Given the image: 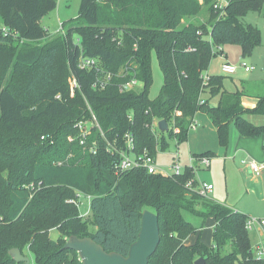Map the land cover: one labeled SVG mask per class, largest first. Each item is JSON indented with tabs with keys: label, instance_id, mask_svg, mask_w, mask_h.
<instances>
[{
	"label": "trees",
	"instance_id": "trees-1",
	"mask_svg": "<svg viewBox=\"0 0 264 264\" xmlns=\"http://www.w3.org/2000/svg\"><path fill=\"white\" fill-rule=\"evenodd\" d=\"M226 1L220 14L214 0H80L78 17L62 23L60 34L39 23L57 0H0V24L13 34L0 31V264H22L10 257L13 247L27 249L35 264H81L75 251L62 248L70 235L126 255L145 209L157 215L160 235L147 264H193L198 257L205 264H262L252 255L248 216L187 188L189 179L198 183L192 168L167 176L143 167L115 171L125 134L132 135L134 154L154 157L169 139H187L199 111L211 120L220 146L227 145L232 124L242 136L264 141V123L257 122L264 119V91L246 107L244 84L229 92L222 75L202 80L214 45L238 43L245 55L261 43L259 29L242 18L249 11L264 18V0ZM152 53L162 75L154 98L148 96ZM80 55L97 58L100 70L80 69ZM120 69L142 88L119 92ZM101 71L111 80L93 88ZM70 74L78 83L73 95ZM90 110L103 135L92 127L83 145L74 125L90 119ZM161 119L165 132L154 125ZM94 142L95 153L89 150ZM203 155L212 153L196 156ZM77 192L90 196L88 220L67 202ZM184 213L214 218L210 247L185 244L198 229ZM51 229L59 233L56 240Z\"/></svg>",
	"mask_w": 264,
	"mask_h": 264
},
{
	"label": "rangeland",
	"instance_id": "rangeland-1",
	"mask_svg": "<svg viewBox=\"0 0 264 264\" xmlns=\"http://www.w3.org/2000/svg\"><path fill=\"white\" fill-rule=\"evenodd\" d=\"M80 0H57L55 9L47 12L39 21L41 27L47 29L50 33L55 32L60 24L65 23L69 20L78 17V8ZM242 22L247 24H252L257 27L261 35V43L259 46L254 48L249 54L243 55L242 48L238 43H226L219 45L221 49L220 52L216 51V46L214 45L215 54L212 55L210 62L205 74L209 75H222L224 76L223 85L224 89L229 92H235L237 88H241L244 84L245 88L255 92L264 91V18L263 16L255 11H249L242 18ZM62 34V33H60ZM224 62H229L233 65H239L240 63H245L248 66H252L251 71H245L243 68L239 67L236 72L232 74H226L222 72L221 65ZM151 75L152 80L149 87L148 96L154 98L159 93V89L162 84V75L158 65L156 55L152 53L151 55ZM142 87L138 85V90ZM215 101L212 100L213 104ZM194 120H196V125L190 127L188 130L187 139L177 144L174 139L168 140V145L165 149L160 150L155 155V162L158 167L169 171V167L175 163L183 167L188 163L189 151L195 154H202L206 152L207 149L212 150L218 156H223V150L220 153L216 151L217 149H222L218 143L216 132L214 126L208 117L202 113L197 112ZM157 121H154L156 125ZM230 127H234L231 125ZM264 150L263 144L261 145V151ZM178 152V156L175 154ZM259 153V151H258ZM218 157V158H220ZM211 159V166L209 168H204L200 165L197 167V171L194 174V178L197 182L205 181L206 183H211L213 189L207 194L208 198L214 199L222 202H226L228 205L234 206L241 212L248 214V217L264 218L258 215H251L249 212H254L258 214L260 210H264V194L262 197L257 193V189L260 187L264 190V185L260 186L256 179L260 177L263 178V174L256 177L253 173L249 172L246 165L242 162L237 163V165L243 170L227 171L223 167L221 160ZM251 158L256 160L250 155H245L242 157ZM258 181V180H257ZM75 198V197H74ZM81 202L80 210L82 213L87 212V216L83 217V220L90 219V209H89V199L85 195L79 197ZM263 213V212H261ZM187 220H190L197 231L190 235L186 240L185 244L188 246L194 245L197 241L210 247L212 244V230L215 225V220L213 217H207L204 221L201 219L191 216L188 213H184ZM89 217V218H88ZM248 234L250 242L254 245L258 239V231L252 227L248 229ZM50 238L56 240L59 237V233L56 229H51L49 232ZM231 249V245L227 246L223 253L228 252ZM23 254L30 258L29 264H35L32 254L24 249Z\"/></svg>",
	"mask_w": 264,
	"mask_h": 264
},
{
	"label": "built area",
	"instance_id": "built-area-1",
	"mask_svg": "<svg viewBox=\"0 0 264 264\" xmlns=\"http://www.w3.org/2000/svg\"><path fill=\"white\" fill-rule=\"evenodd\" d=\"M227 1L226 0H214V7L219 11L220 14L223 13V9L226 6ZM47 30V29H46ZM0 31L1 33L6 36L8 34H12L9 30L8 27L5 25L0 24ZM53 33H63L62 30V24H60L59 28L53 32ZM13 35V34H12ZM216 51L220 52V48L216 46ZM77 65L80 69L82 70H91V69H96L100 70V61L97 58L93 57H87L80 55L77 61ZM241 67L245 71H251L253 69L252 66H248L245 63H240L239 65H233L229 62H224L221 65V69L223 73L226 74H232L236 72V70ZM130 72H123L121 69L119 71V75L121 77H124L125 80L122 81L118 85L119 92H128L132 90H138V85L142 87V83L136 79L134 76H129ZM128 76V77H127ZM112 74L110 72L104 73L103 71L100 72V75H98L95 80L93 81V88H99L103 89L111 80ZM209 79L208 74L203 73L202 74V80L205 83ZM68 84H69V89H70V95L74 94L75 88L78 87L77 80L74 75L70 74L68 77ZM56 98H59V95L56 96ZM91 112V118L87 120H79L75 123L74 127L77 130V135L75 138H79V143L85 145L86 140L88 139L92 127H96L100 133L102 134V131L99 127V124L96 121V118L94 114ZM196 124L195 120H193L190 124V127H194ZM103 135V134H102ZM125 145H126V151L121 153V158L119 162L115 165V171L116 173H119L121 171L133 168V167H143L145 168L148 173L156 174L160 173L162 175H179L182 173L183 168L178 165V163H175L169 167V171H166L165 169L158 167L157 164L155 163L154 157L148 154L147 152L143 151L142 153L139 154H134L132 152L133 150V139L132 135L130 133L125 134ZM72 136L68 137L69 141H72L75 139ZM41 140L45 139V136L42 135L40 137ZM89 150L93 153H95V142L91 144L89 147ZM175 156H178V153L175 154ZM196 160L200 166L204 168H208L210 166L211 159L208 156H190L189 158V166L194 170V172L197 171L196 168L192 166V161ZM242 163L246 165V167L250 170L251 173L253 174H258L261 172L263 165L259 162H257L254 159L248 158L246 160H242ZM60 164V162H58ZM185 186L189 188L191 191L201 195V196H206L209 192L212 191L213 185L211 183H206L205 181H199L198 183H194L193 179H189ZM83 195L80 192L76 193L75 198L68 199L67 202L73 203L77 205V207L80 210V205L81 202L79 200V197ZM87 198L90 200V196H87ZM87 212L82 213L80 211V216L83 218L87 216ZM254 227L258 231V236L259 239L258 241L252 245L251 250H252V255L253 258L264 264V218H256V217H248L246 221V228L247 230Z\"/></svg>",
	"mask_w": 264,
	"mask_h": 264
},
{
	"label": "water",
	"instance_id": "water-1",
	"mask_svg": "<svg viewBox=\"0 0 264 264\" xmlns=\"http://www.w3.org/2000/svg\"><path fill=\"white\" fill-rule=\"evenodd\" d=\"M157 128L162 132L167 131V121L164 119L157 121ZM159 240L158 217L154 212L145 209L141 214L137 239L130 244L126 255L115 251H106L99 243L87 236L70 235L62 248L75 251L81 264H147L149 257L155 252ZM8 253L16 263H30V258L17 247L9 249ZM193 264H205V259L198 257Z\"/></svg>",
	"mask_w": 264,
	"mask_h": 264
},
{
	"label": "crops",
	"instance_id": "crops-1",
	"mask_svg": "<svg viewBox=\"0 0 264 264\" xmlns=\"http://www.w3.org/2000/svg\"><path fill=\"white\" fill-rule=\"evenodd\" d=\"M238 89H240V88H238ZM245 91H246V94L244 96H242V104L244 106H246V107L254 106L255 101L257 99L256 95L260 94L262 92H255V91H252V90H248L247 88L245 89ZM214 101L215 102L213 103V105L216 104L217 98H215ZM195 122H196V120H195ZM257 122L258 123H264V119L258 118ZM214 130H215V128H214ZM262 144H263V147H264V141H263V138L261 136H256V137L242 136L241 134H239V132L237 131V129L234 126V127H229V139H228L227 145L226 146H221L222 149H217L216 148V151L218 153H220V150H223L222 151L223 152V156L222 157L218 156V154L214 153L212 150L210 151L209 149H207L206 151H210L212 153L211 158L217 157V158H215V161L216 160H221L224 169L226 168L227 171L239 170L240 172H242L243 170L237 165V163H238V161L242 162V160H244L242 157H244L245 155H247V156L250 155V156L254 157L257 162H259V163H261L263 165V168H262L260 173L253 174L256 177H258V176H260L262 174L264 176V150H262V152L260 153ZM258 151H259V153H258ZM191 155L192 156H196L197 154L191 153L189 151L188 163H187V165L182 167L183 169L185 167L189 166V163H190L189 158H190ZM218 157H220V158H218ZM245 159H248V158H245ZM154 160H155V156H154ZM197 164L199 165V163L196 160L192 161V166L194 168H196V169H197V167H199ZM210 166H211V163H210ZM246 169L249 171L248 168H246ZM256 182H259V185L263 186L264 185V177L263 178L260 177L259 179H256ZM256 191H257V193L260 194L261 197L264 194V190L261 187H260V190L257 189ZM216 201H218V199ZM222 203H224L225 205L231 207L234 210L239 211L234 206L228 205L226 202H222ZM239 212H241V211H239ZM261 212H263V213H261ZM242 213H244V212H242ZM249 213L251 215H258L260 217H264V210H260V212H258V214H255L254 212H251V211ZM244 214H246V213H244ZM246 215L248 216V214H246Z\"/></svg>",
	"mask_w": 264,
	"mask_h": 264
}]
</instances>
